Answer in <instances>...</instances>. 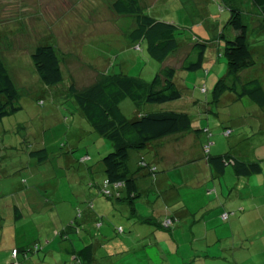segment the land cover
Wrapping results in <instances>:
<instances>
[{"label": "rangeland", "instance_id": "obj_1", "mask_svg": "<svg viewBox=\"0 0 264 264\" xmlns=\"http://www.w3.org/2000/svg\"><path fill=\"white\" fill-rule=\"evenodd\" d=\"M115 1L0 0V57L19 91L18 103L22 107L20 112L0 123V168L6 170V187L10 182L6 192L12 194L15 187L18 191L28 181L27 186L32 189L31 186L40 184L44 199L52 201L50 207H45L40 229L39 226L35 228L37 232L39 229L41 235L33 232L32 224L18 236L20 240L17 245L35 248V243L45 245L47 241L54 242L56 249L52 248L51 251L55 257L48 255L42 259V264H57L63 254L60 247L67 246L69 242H62L54 232L65 229V225L78 226V232L69 234L71 240L79 248L90 243V235L78 224L81 212L65 211L66 204L61 202L71 192V203L75 207H84L81 202L89 198L87 192L91 190L101 195L99 188L104 187L106 176L98 166H103L102 159L113 151V147L108 139L94 132L75 99L69 95V86L73 83L76 88L84 89L101 77L120 75L135 77L150 84L163 69L173 67L177 71L175 82L183 93L181 100L166 105L138 107L126 99L120 104L121 111L128 119L136 117L138 112H185L192 120L193 129L206 127L211 130L212 136L203 143V147L187 153L195 161L181 165L183 160H178L174 166L171 162L168 181L163 180L159 184L163 191L162 200L170 205L172 219L160 225L151 224L164 232L158 231L161 232L158 235L155 232V236L150 238L151 233H139V229L149 222L145 219L138 222V219L131 217L130 210L102 195L104 197L93 203L95 211L103 217L100 223V227H103L94 228L89 233L96 240H102L100 255H106V260L113 264H194V259L202 256L196 254L198 251L200 254L207 251L210 255L219 253L227 258V261L216 264H264V253H255L254 257L240 253L239 249H246L250 245L247 244L249 236L242 221L237 220L231 234H225L224 247L216 244L220 242L218 237L207 232L205 220L202 219L220 204L218 201H221L219 197H222L223 189L225 196L221 198L222 201L238 194L242 195L244 201L248 194L264 197V108L248 97L238 99L231 92L223 94L217 102L213 98L218 81L228 77L227 60L222 55L225 41L221 34L224 33L227 39L235 35L232 29H225L230 18L226 2L139 0L147 16L176 27L173 35L180 42L181 49L166 61L159 62L149 55L146 42L130 41L127 34L136 26L135 19L118 15L113 9ZM235 4L245 12L246 21L248 18L250 41L257 51V65L242 72L241 80L244 81L249 74L252 78L264 79V41H261L264 34L256 39L260 32L261 16L250 0L236 1ZM202 41L208 44L204 67L194 72L185 71L181 65L187 54L185 47ZM41 45L54 46L62 60L64 81L57 86L45 87L35 69L32 54ZM201 121L204 122L203 126L199 125ZM72 147H76L73 152L76 158L89 156L85 165L76 161L69 165L63 160ZM41 149H46L49 154V161L43 165H39L38 159H30V153ZM230 150L243 161L259 163L261 174L239 178L232 165L226 167L225 175L214 176L205 171V160H200V154L208 159L209 156L224 155ZM57 151L63 153L59 160L58 157L55 159ZM185 151L182 150L183 153ZM140 155V151H131V168H135ZM26 164L29 168L37 164L34 170L38 169V172L33 176L34 170H25ZM14 182H17L15 186L12 185ZM206 182L213 192L207 193ZM90 184H94V187ZM168 184L171 186L167 187ZM175 194L177 199L173 197ZM149 195L156 198L152 190H149ZM144 209L141 207L139 211ZM188 212L191 218H196L187 220ZM234 218L232 216L231 220ZM6 244L8 250L0 251V264H13L12 250L8 247L11 240H7ZM119 246L126 247L122 250L120 247L118 252ZM127 247L135 249V254L128 255ZM220 248L226 251L218 252ZM234 252L237 253L236 258H233Z\"/></svg>", "mask_w": 264, "mask_h": 264}, {"label": "trees", "instance_id": "obj_2", "mask_svg": "<svg viewBox=\"0 0 264 264\" xmlns=\"http://www.w3.org/2000/svg\"><path fill=\"white\" fill-rule=\"evenodd\" d=\"M230 10V18L225 26L234 31V37L227 39L224 33L221 38L225 41L222 55L228 64V77L218 81L213 91L214 101H219L226 92L237 95L238 99L250 98L257 104L264 106V87L259 78H245L241 80V73L257 65V51L250 41L251 32L248 18L236 1L223 0ZM257 7L261 16V27L258 37L264 34V0H250ZM113 9L118 15H126L135 19L136 26L127 34L130 41L147 43L149 55L159 62H164L171 54L181 47L173 32L175 26L157 21L143 12L139 0H116ZM263 42L264 40L261 39ZM208 44L198 42L182 61L185 71L194 72L204 67ZM32 60L39 78L45 87H54L64 81L62 60L58 50L52 45H41L32 54ZM176 69L166 67L157 74L150 84L129 76L101 77L91 86L78 89L72 83L69 95L73 97L100 137L110 141L113 151L102 159L105 168V185L101 187V195L106 199H114L126 204L133 217L137 213L138 187L129 169L131 151H143L153 142L193 130L192 120L185 112H156L140 113L133 119H128L120 109V104L130 99L136 106L166 105L179 101L183 93L175 82ZM19 91L11 75L0 57V123L22 110L19 105ZM195 132H199L195 130ZM41 161H47L49 154L46 149L32 152ZM85 156L81 162H86ZM208 163L215 171V175H223L228 165H232L237 177H251L262 172L259 163L243 161L236 158L231 151L220 156H209ZM1 162V161H0ZM145 165L146 163L143 162ZM151 170L156 171V168ZM123 190L125 197H122ZM109 191V194L106 192ZM241 211L243 210L240 209ZM239 210V211H240ZM232 212L222 214L224 221L228 220ZM234 213V212H233ZM224 215L227 218L224 219ZM33 250L38 251L39 245ZM31 249V250H32ZM21 249H17L18 254ZM14 259V258H13ZM16 263L20 264L18 258Z\"/></svg>", "mask_w": 264, "mask_h": 264}, {"label": "crops", "instance_id": "obj_3", "mask_svg": "<svg viewBox=\"0 0 264 264\" xmlns=\"http://www.w3.org/2000/svg\"><path fill=\"white\" fill-rule=\"evenodd\" d=\"M193 46L190 44L185 47L184 52L187 53L185 57L191 52ZM180 49L178 51H180ZM178 51H176L175 53H177ZM175 53L171 54L168 58L175 55ZM185 57L183 58V60L185 59ZM249 75L247 76V78H252ZM259 79L264 87V79L261 78ZM232 100L234 99H231V101ZM251 101L253 103H256L253 100ZM192 102H194V100ZM259 106L261 108H264V106L261 105ZM203 123L204 122L201 121L199 122V125L203 126ZM195 130H198L199 132H195ZM209 136H212L211 130H209V128L206 127L205 128L201 127V128L193 129L192 131L189 132H184L177 135L169 136L161 140H157L153 142L147 149L140 151L141 155L140 158L138 159L135 168H131V166L129 165L130 172L135 178L138 187V193L140 194L136 205L137 207L136 216L133 217L131 215V217L133 219H138V222H142L144 219L147 222H149V223L146 222L147 223L146 226L144 225V227H141L139 229L140 230L139 233L142 234L151 233V235L149 236L151 238L155 236V232L161 231V230H157L155 226L151 224L160 225L161 223H163V221L172 219L170 218V216L172 215L169 211L170 205L164 203V201L161 198L163 195V191L161 190L159 184L163 180L168 181L167 174H169V171L171 170L170 169L171 162H173V166L176 162H178V160H183V163H181V165H188L191 162H194L195 159L193 157L187 156V153L190 150L193 149L196 150L198 147L200 148L203 147V143L207 141V139H210ZM212 145L216 146L215 143H213ZM172 146H175V148ZM75 149L76 147H72L69 151V154L66 155L64 154L65 158L63 160H65L66 163H68L69 165H71L74 161H76L80 165H83L86 162L82 163L81 160L87 155H84L80 158H76V155L73 154ZM182 150H186L185 151L186 153H183ZM216 152L217 151H215V154ZM232 154L239 159L238 154H236V152H233ZM61 155L63 156V153L57 151L55 153L56 156L55 159L58 157L59 160L60 157H62ZM199 156H200V160H203L202 162H204L205 160V171L210 172L211 175L215 176V171L208 163L207 161L208 159L204 158V154L203 155L200 154ZM40 158L38 157L37 154L30 153V159H34V161L38 159L39 165H43L49 161V158L47 161H41ZM142 162H145L146 166H141L140 163ZM36 165L34 166L30 165L31 167L29 168V165L26 164L25 170L30 169L31 171H33ZM151 166L152 168H156L155 172H152ZM98 167L101 169V172H104L105 174L104 165L103 166L99 165ZM5 171L6 170L0 168V251L8 250L6 241L11 240V245H8V247L11 248L12 251L21 249L17 257L20 264H42V259L46 258L48 255L55 257L53 251H51L52 248L54 249L56 246L54 242L52 243L50 241H47L45 245L35 243V246L39 245L40 247V249L36 251L33 250L32 249L33 247H30V245L29 246L17 245V241L20 240L18 236L26 232L27 227L31 226L32 224L33 227L31 229H34L33 232L35 231V228L37 229V226H39L40 229V224H41L40 220L43 218V214H44L43 212L46 211L45 207L51 204L52 201H50V199L48 198L44 199L41 191V186H39L40 184L39 185L35 184L34 185L35 189L34 186H31L33 187L32 189L30 188V186L29 187L27 186L28 181H26L24 185H22V188H20L18 191L16 189L17 187H15L14 192L12 194L11 192L10 193L6 192V189L10 185V182H8V186L6 187ZM226 171L227 170L225 169V173ZM37 172L38 169L34 170L32 172V175L34 176L35 173ZM225 173L223 175H225ZM239 178H244V177H239ZM105 180L106 177L104 181ZM15 183L17 182L12 183V185L15 186ZM219 183H220L219 184L220 187L222 188L223 187L222 181H220ZM248 184H250V180L248 181ZM169 185L170 184H168L167 187H169ZM91 186L94 187V184ZM205 186L207 187V193L213 192V189H209L210 184L206 182ZM156 189L159 191L156 192ZM100 190L101 188H99V193L101 192ZM149 190L150 191L152 190L154 193H156V198H152L149 195ZM73 192L76 193L77 191H73ZM93 193L91 190L87 192V196L89 198L84 202H81L82 204H84V207H81L79 205H76L75 207V205L71 203V201L69 200L73 196L71 192L68 194L67 197L63 198L61 203L66 204L65 211H71V213H73L74 211L79 210V212H81L80 213L81 219L78 224L80 225V227H83V230L85 229L84 232L86 234L90 235V239H89L90 243L86 244L82 248H79L77 243L75 241H72L69 235L71 233L78 232V229H76L78 228V226L75 228L73 226L71 227L70 226L71 224L65 225L67 226L65 229L59 230L56 233L54 232L57 238H60L62 242H69L67 246L60 247L62 249L60 250V252L63 253L67 257V259L63 258L64 256L62 254V259L58 261L57 264H113L110 261L106 260L107 259L105 257L106 255H103V257L102 255H100L101 254L100 246L103 245L102 240L101 241L96 240L95 237L92 236L91 233H89L90 230H93L94 228L103 227V226L100 227L101 219L103 217L100 216L95 211L94 203L98 199H100V197H104V196L99 195L97 193L95 194ZM224 194L225 191L223 189L222 197H219V200L221 201H218L220 204L216 208H212V210L208 211V213L202 217V219L205 220V227L207 229V232L208 233L211 232L216 237H218V240L220 242L216 244L220 246L223 245L224 247H226V244H224L225 243L224 239L226 238L224 237L225 234L230 235L231 234L230 231H233L234 229L235 222L237 220H240L245 226L244 230L247 231V236H249V239H247L248 240L247 244L248 243L250 244L249 247L246 249L243 248L239 249L240 253L250 254L249 256L251 257H254L255 253L256 255L257 253L260 254L264 253V197L262 198L260 196L257 197L248 194L247 199L244 201L243 199H241L242 195L239 196L238 194L233 197L225 198V201H222L221 198L225 196ZM91 196H93V198H91ZM11 197H13L14 199L11 200ZM122 197L123 198L125 197L124 190ZM173 197L177 199V194H175ZM223 202L225 203V205H222L221 207L220 205ZM117 203L121 204L122 208L127 209L126 204L122 203V201ZM50 206L51 205H49V207ZM141 207L145 208L142 212L139 211ZM243 207L246 208L245 210L243 209L241 211L240 209H242ZM239 210L240 212H238ZM225 212H232L230 214L229 219L226 221L222 219V214ZM189 215L190 213L188 212L186 216L187 220L196 218L195 216L191 218ZM232 216L235 217L234 220H231ZM173 217L175 218L176 216ZM186 224H188V221H186ZM136 225H138V223H136ZM139 225L142 226L143 224L141 225V223H139ZM39 229L38 232L35 231L36 235H39L41 233L39 232ZM191 229H193V227H191ZM79 231L81 233L82 229H80ZM161 232L164 231L162 230ZM161 232H158L157 235L160 234ZM255 238H260V239H255ZM125 247L126 246H119V248H117V251L119 249L120 250L125 249ZM49 249L50 251H48ZM127 250H128V255L135 254V249L133 248L131 249L127 247ZM12 251H11V256H12ZM46 251H48L47 254ZM145 251L147 252L148 250H143L142 252ZM217 251L221 252L226 250L220 248ZM199 252L200 251H198L196 254L202 256L199 257L200 259L199 258L194 259L193 261L194 264H210V261L212 262V264H216V262L227 261V258L219 255V253H215V255H210L207 251H202L201 254ZM236 254L237 253L234 252L233 258H236ZM20 257H21V261H20ZM119 258L120 257L116 259ZM11 259L13 262H16V260L13 259V257ZM121 259L124 260L125 257H121ZM68 261L70 262L68 263ZM183 264H187V263H183Z\"/></svg>", "mask_w": 264, "mask_h": 264}, {"label": "built area", "instance_id": "obj_4", "mask_svg": "<svg viewBox=\"0 0 264 264\" xmlns=\"http://www.w3.org/2000/svg\"><path fill=\"white\" fill-rule=\"evenodd\" d=\"M202 90L204 91V89H202ZM226 135L229 136L230 133L227 132ZM86 159H88V157H87ZM141 165H142V166H145L144 163H142ZM106 194H109V191H107ZM223 217H224V219H226V218H227V215H224ZM12 257H13L14 259H17V257H18V251H17V250H13V251H12ZM16 264H18V263H16Z\"/></svg>", "mask_w": 264, "mask_h": 264}]
</instances>
